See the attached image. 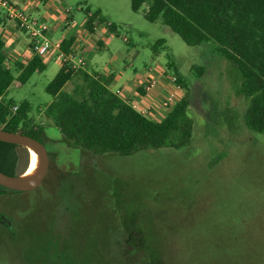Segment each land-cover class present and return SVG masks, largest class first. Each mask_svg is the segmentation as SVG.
<instances>
[{"label":"rangeland","instance_id":"374dc122","mask_svg":"<svg viewBox=\"0 0 264 264\" xmlns=\"http://www.w3.org/2000/svg\"><path fill=\"white\" fill-rule=\"evenodd\" d=\"M65 2L77 37L87 7L116 26L97 32L103 48L91 70L179 71L190 91L192 136L180 148L94 156L68 147L44 116L56 62L24 86L14 83L7 98L32 104L50 162L37 191L0 196L3 221L18 227L14 235L0 230V264H264V134L245 126L248 99L237 93L236 68L215 44L189 46L161 21L149 22L147 5L136 13L130 0ZM47 19L53 30L67 28ZM159 40L165 44L154 48ZM121 231L130 235L125 253L113 241ZM137 242L151 258L133 251Z\"/></svg>","mask_w":264,"mask_h":264},{"label":"trees","instance_id":"16d2710c","mask_svg":"<svg viewBox=\"0 0 264 264\" xmlns=\"http://www.w3.org/2000/svg\"><path fill=\"white\" fill-rule=\"evenodd\" d=\"M130 2L136 13L147 5L145 18L149 22L161 21L189 46L215 44L216 51L236 68L242 80L237 93L248 99L244 117L247 130L264 134V0ZM84 12L85 29L89 33L94 34L95 28L101 24L116 32V26L110 24L100 10L92 11L87 7ZM7 19V12L2 11L0 30ZM67 21H73L72 13ZM73 43V38L63 40L62 52L69 55ZM164 44L165 40H159L154 48ZM5 47L0 34V128L41 141L45 127L37 124L31 116L32 104L28 101L17 103L8 99L7 94L14 83L22 87L35 74L45 72L48 66L37 54L29 61L16 60L12 63ZM175 74L177 84L185 90V94L158 121L134 109L110 89L114 75L89 74L85 69H75L67 62L62 64L47 86L46 91L53 100L46 107L44 116L51 126L59 129L68 147L79 148L94 156L116 154L127 157L141 151L180 148L187 145L192 136V123L188 116L190 91L178 70ZM69 84L73 85L71 90L67 89ZM23 157L27 161L24 166L21 164ZM30 158V152L25 147L0 141V172L21 176L26 173ZM31 192L13 191L0 185V196ZM16 225L15 220H10V224L4 222L0 215V230L5 234L14 235L18 228ZM129 236L127 231H121L113 240L121 252H127L126 243H130L126 237ZM140 245L134 243L133 251L141 250L146 260L147 256L151 258L149 250ZM132 262L134 264V258Z\"/></svg>","mask_w":264,"mask_h":264},{"label":"crops","instance_id":"0c3cea01","mask_svg":"<svg viewBox=\"0 0 264 264\" xmlns=\"http://www.w3.org/2000/svg\"><path fill=\"white\" fill-rule=\"evenodd\" d=\"M17 1L21 4L17 3ZM10 2L12 6H15L20 10H27V13L32 18L40 19L47 25H49L47 16H54L59 19L58 22L63 21L68 23L67 28H64L63 25H61L60 27H56L55 30L48 26V37L50 41L56 43L62 42L65 39L73 38L74 43L72 50L76 51L78 57H83L85 59L86 66L84 69L89 74L103 75L106 77L113 75L110 74V72H108V74H102L95 69L91 70V62H93L95 55L103 48L102 40L98 38L97 32L102 30V27L107 30L105 25H98L95 28L94 34L89 33L85 29V32L80 33L77 37L74 33L75 28L73 27V24H75L74 15L72 22L67 21L70 18L72 10L67 8L65 0H10ZM2 11L7 12L0 4V13ZM56 25L57 22H55L54 27ZM0 34L6 44L5 51L10 62L13 63L16 60L24 62L29 61L36 55L25 32L19 29L13 21L9 20V18L2 26ZM41 58L47 66H49L51 62H56L59 65V69L62 66V63L57 60L55 53L46 54L45 56H41ZM171 75L172 74L169 73L164 66L155 70H145L142 74H139L138 71L135 70L132 77L127 76V73L124 72L119 77H113L110 89L114 93L117 90H121L122 99L130 101L132 105L136 106L138 111L142 113L147 111V116L160 121L170 110L160 107L161 101L165 96L170 93H175L178 101L184 96V90L178 88V86L169 81ZM151 80L156 81V85L151 91L147 92L145 87Z\"/></svg>","mask_w":264,"mask_h":264},{"label":"built area","instance_id":"2783aa9c","mask_svg":"<svg viewBox=\"0 0 264 264\" xmlns=\"http://www.w3.org/2000/svg\"><path fill=\"white\" fill-rule=\"evenodd\" d=\"M0 4L6 9L9 20L13 21L28 36L32 49L36 54L45 56L46 54L55 53L57 60L62 64L69 62L75 69H84L86 61L83 57H78L75 50H71V53L66 55L61 50V42L53 43L50 41L48 37L49 27L45 22L40 19L32 18L26 12L12 6L7 0L0 1ZM169 81L178 86V88H182L177 84L178 78L176 75H171ZM155 85L156 81L151 80L145 87V90L149 92ZM115 94L119 97L122 96L121 90H117ZM125 101L136 109V106L132 105L130 101L126 99ZM177 102V95L175 93H170L161 101L160 107L163 109H171ZM15 110H17V108H15ZM142 114L146 115L147 111H144Z\"/></svg>","mask_w":264,"mask_h":264},{"label":"water","instance_id":"95a60500","mask_svg":"<svg viewBox=\"0 0 264 264\" xmlns=\"http://www.w3.org/2000/svg\"><path fill=\"white\" fill-rule=\"evenodd\" d=\"M0 141L19 145L28 149L35 147L41 155V167L38 175L32 180H24L21 176H9L0 172V185L13 191L31 192L38 189L44 182L49 171V153L46 146L39 140L21 133H10L0 128Z\"/></svg>","mask_w":264,"mask_h":264},{"label":"bare ground","instance_id":"6f19581e","mask_svg":"<svg viewBox=\"0 0 264 264\" xmlns=\"http://www.w3.org/2000/svg\"><path fill=\"white\" fill-rule=\"evenodd\" d=\"M28 150L31 153V161L27 167V172L23 175L24 180L34 179L38 175L41 167L40 152L33 146H29Z\"/></svg>","mask_w":264,"mask_h":264},{"label":"flooded vegetation","instance_id":"af4514ba","mask_svg":"<svg viewBox=\"0 0 264 264\" xmlns=\"http://www.w3.org/2000/svg\"><path fill=\"white\" fill-rule=\"evenodd\" d=\"M30 152V151H29ZM30 155H31V153H30ZM30 161H31V158H30ZM30 163V162H29ZM27 172V171H26Z\"/></svg>","mask_w":264,"mask_h":264}]
</instances>
